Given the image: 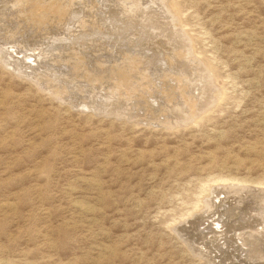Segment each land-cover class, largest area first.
<instances>
[{
  "label": "rangeland",
  "instance_id": "rangeland-1",
  "mask_svg": "<svg viewBox=\"0 0 264 264\" xmlns=\"http://www.w3.org/2000/svg\"><path fill=\"white\" fill-rule=\"evenodd\" d=\"M50 15L54 22L49 20ZM175 32L185 35L188 45L181 42L185 49L172 38ZM0 34V44H5L0 45V264H260L264 261L262 257L250 258L241 240L234 237L229 242V236L219 233L217 242L220 250L230 255L228 260L224 261L225 255L217 248L210 260L193 246V242L211 233L216 219L222 222L219 215L227 209L228 213L233 209L236 215L245 207V213L251 215V211L260 208L258 189H264V0H0ZM4 38L13 39L12 43ZM39 50L42 53L37 54ZM60 52L64 58L58 57ZM127 53L138 54L137 60L141 58L138 63L145 58L139 67L154 72L146 70L148 80L142 84L137 80L141 72L134 74L133 67L129 80L141 82L140 88L134 85L138 82L131 85L138 91L127 96L120 92L119 98H109L104 93L112 86V78L90 76L97 71L96 66H110V61L115 65H130L125 61ZM47 54L48 60L55 64L41 60L43 56L47 59ZM123 54H126L124 58ZM73 55L80 56V60L71 59ZM68 62L77 67H70ZM57 63H62L61 67ZM82 64L91 67V71ZM46 67L53 77L48 71L44 73ZM170 69L172 76L176 73L175 79L179 78L170 93L177 96L184 90L197 99L194 118L186 106L170 105L163 100L162 92H157L171 84L167 76ZM163 75L167 76L166 81ZM56 77L61 83H57ZM33 78H40L42 83ZM101 80L103 84L98 83ZM53 84L62 88L59 97L51 93L53 87L49 86ZM67 85L89 87L85 92L78 87L74 91ZM73 95L81 98L77 99L80 105ZM202 97H207L210 105L198 104ZM99 101L108 104L100 102V105ZM127 103H130L128 107ZM124 107L128 109L126 112ZM221 180L226 183L221 185ZM229 183L253 188H248L249 193L244 196L246 189L229 191ZM204 201L210 207H205ZM225 201H229L227 205ZM235 203L243 205L237 207ZM258 219L257 214L251 218L252 222ZM249 228L242 231L248 233ZM262 245L264 238L258 244L264 252Z\"/></svg>",
  "mask_w": 264,
  "mask_h": 264
},
{
  "label": "bare ground",
  "instance_id": "bare-ground-1",
  "mask_svg": "<svg viewBox=\"0 0 264 264\" xmlns=\"http://www.w3.org/2000/svg\"><path fill=\"white\" fill-rule=\"evenodd\" d=\"M24 0H22V2H23ZM35 1V0H34ZM40 1V0H39ZM44 1V0H43ZM46 1V0H45ZM130 0H128V2H129ZM134 1V0H133ZM66 2V1H65ZM122 2V1H121ZM24 3H26V2H24ZM48 3V2H47ZM40 4V3H39ZM124 4V3H123ZM20 5V4H19ZM42 5H44V3L42 4ZM41 5V6H42ZM54 5V4H53ZM68 5V4H67ZM128 5V4H127ZM22 6V5H21ZM25 6V5H24ZM23 6V7H24ZM66 6V5H65ZM137 6V5H136ZM45 7V6H44ZM62 7H63V5H62ZM134 7V6H133ZM26 8V7H25ZM70 8V7H69ZM129 8V7H128ZM135 8V7H134ZM60 9V8H59ZM68 9V8H67ZM110 9V8H109ZM130 9V8H129ZM18 11H19V9H17ZM16 10V11H17ZM21 10V9H20ZM45 11V10H44ZM67 12V11H66ZM7 13V12H6ZM24 12H22V14H23ZM25 14V13H24ZM23 14V15H24ZM33 14V13H32ZM31 14V15H32ZM88 14V13H87ZM138 14V13H137ZM53 15H54V13H53ZM64 15H66V14H64ZM68 15V14H67ZM34 16V15H33ZM60 16V15H59ZM143 16V15H142ZM32 16H30V18H31ZM43 17H44V15H43ZM50 17H51V19H49V20H51V21H53V19H52V16L50 15ZM54 17H55V15H54ZM57 17V16H56ZM45 18H46V16H45ZM66 18V17H65ZM113 18V17H112ZM54 19H56V18H54ZM140 19V18H139ZM120 20V19H119ZM148 20V19H147ZM27 21H29V20H27ZM35 21V20H34ZM56 21H57V19H56ZM124 21V20H123ZM122 21V22H123ZM54 22V21H53ZM62 22H64V21H62ZM89 22H90V20H89ZM91 22H92V20H91ZM125 22V21H124ZM135 22V21H134ZM141 22V21H140ZM151 22V21H150ZM26 23V22H25ZM24 23V24H25ZM28 23V22H27ZM32 23V22H31ZM37 23V22H36ZM40 23V22H39ZM38 23V24H39ZM49 23V22H48ZM80 23V22H79ZM115 23V22H114ZM144 23V22H143ZM24 24H23V26H24ZM34 24V23H33ZM54 24V23H53ZM69 24V23H68ZM81 24V23H80ZM79 24V25H80ZM85 24V23H84ZM83 24V25H84ZM92 24V23H91ZM94 24V23H93ZM133 24V23H132ZM142 24V23H141ZM150 24V23H149ZM22 25V24H21ZM26 25V24H25ZM57 25V24H56ZM60 25V24H59ZM97 25H98V23H97ZM136 25V24H135ZM22 26V27H23ZM31 26V25H30ZM29 26V27H30ZM44 26H46V25H44ZM51 26V25H50ZM58 26V25H57ZM61 26V25H60ZM95 26H96V23H95ZM166 26V25H165ZM35 28H36V26H34ZM34 27H32L33 29H35ZM48 27V26H47ZM78 27H80V26H78ZM84 27V26H83ZM82 27V28H83ZM24 28V27H23ZM42 28H43V26H42ZM44 28H46V27H44ZM67 28V27H66ZM82 28H80L81 30H82ZM131 28V27H130ZM156 28V27H155ZM160 28V27H159ZM26 29V28H25ZM76 29V28H75ZM79 29V30H80ZM87 29V28H86ZM135 29V28H134ZM28 30V29H27ZM26 30V31H27ZM29 30H31L30 28H29ZM28 30V31H29ZM68 30H69V28H68ZM67 30V31H68ZM170 30V29H169ZM175 30H177V29H175ZM74 31H76V30H74ZM83 31V30H82ZM167 30L165 29V32H166ZM65 32V31H64ZM70 32V31H69ZM72 33H73V31H71ZM160 33H161V31H159ZM51 33V32H50ZM49 33V34H50ZM67 33V32H66ZM71 33V34H72ZM169 33V32H168ZM171 33H172V31H171ZM24 34H25V32H24ZM40 34V33H39ZM48 34V33H47ZM48 34V35H49ZM52 34H54V33H52ZM68 34V33H67ZM70 34V35H71ZM75 34V33H74ZM1 35V34H0ZM3 35H5V32H4V34ZM2 35V39H3V36ZM12 35H14V34H12ZM12 35H11V37H12ZM51 35V34H50ZM66 35V34H65ZM76 35V34H75ZM74 35V36H75ZM10 36V35H9ZM17 36V35H16ZM15 36V37H16ZM27 36V35H26ZM161 36V35H160ZM25 37V36H24ZM68 36H66V38H67ZM117 37H119V36H117ZM5 38H6V36H5ZM4 38V39H5ZM69 38L70 39H72L70 36H69ZM172 38L176 41H178L179 43V46H181L183 43H184V41H186L184 44H187V39H186V37H185V35H182V34H180L179 32H175L174 34H172ZM172 38H170V39H172ZM9 40L11 39V38H8ZM7 39V40H8ZM13 39H14V37H13ZM13 39H11V43H12V40ZM16 39V38H15ZM14 39V40H15ZM35 39V38H34ZM45 39H46V37H45ZM55 39H57V40H59L60 38H55ZM81 39V38H80ZM122 39V38H121ZM135 39V38H134ZM147 39V38H146ZM6 39H5V42H9V41H7ZM23 40V39H22ZM22 40L20 41L21 43H22ZM25 41H26V39H24ZM73 40V39H72ZM74 41V40H73ZM72 41V42H73ZM114 41V40H113ZM125 41V40H124ZM14 42V41H13ZM18 42V41H17ZM16 42V43H17ZM20 42H19V44H20ZM45 42V44H46V41H44ZM44 42H42V43H44ZM66 42V41H65ZM75 42V41H74ZM116 42V41H115ZM160 42L162 43L163 41H161L160 40ZM181 42H183V43H181ZM6 43V45H7V48H8V44ZM10 43V42H9ZM47 43H49V42H47ZM57 43H58V41H57ZM56 43V44H57ZM110 43V42H109ZM130 43V42H129ZM164 43H166V42H164ZM170 43V42H169ZM180 43H181V45H180ZM18 44V43H17ZM44 44V45H45ZM51 44V43H50ZM77 44H79V43H77ZM117 44V43H116ZM132 44V43H131ZM183 44V45H184ZM1 46L2 45H5V44H0ZM10 45H13V44H10ZM21 45V44H20ZM23 45V44H22ZM25 45V44H24ZM41 45V44H40ZM40 45H37V46H40ZM43 45V46H44ZM48 45V44H47ZM46 45V46H47ZM52 45V44H51ZM67 45V44H66ZM72 45V44H71ZM163 45V44H162ZM183 45H182V49H185V48H183ZM188 45V44H187ZM15 46H17V45H15ZM33 46V45H32ZM57 46V45H56ZM60 46V45H59ZM63 46V45H62ZM69 46H70V43H69ZM94 47H95V45H93ZM96 46H97V42H96ZM165 46V45H164ZM174 46H176V48H180V47H178L176 44H174ZM3 47V46H2ZM18 47V46H17ZM23 47V49H24V46H22ZM25 47H27V46H25ZM64 47V46H63ZM75 47V46H74ZM73 47V48H74ZM86 47V46H85ZM111 47V46H110ZM150 47V46H149ZM187 47V46H186ZM19 48V47H18ZM36 48V47H35ZM38 48V47H37ZM39 48H43L44 49V47H39ZM54 48V47H53ZM52 48V49H53ZM58 48V47H57ZM64 48H66V47H64ZM70 48V47H69ZM76 48V47H75ZM78 48H81V49H84V48H82L81 46L80 47H78ZM102 48V47H101ZM100 47H99V49H101ZM131 48V47H130ZM148 48V47H147ZM5 50V48H2V50ZM21 50L22 52L24 51V50ZM28 49V48H27ZM56 49V48H55ZM54 49V51H56V50H58V49H56L55 50ZM59 49H61V47L59 48ZM67 49V48H66ZM71 49V48H70ZM94 49V48H93ZM98 49V48H97ZM102 49H105L104 47L102 48ZM0 50H1V48H0ZM10 50H11V48H10ZM15 50V49H14ZM16 50H18L17 48H16ZM40 50H42V49H40ZM40 50H39V53H37V54H40V53H42V52H40ZM74 50H76V49H74ZM77 50H79V49H77ZM95 50H96V48H95ZM134 50H135V48H134ZM28 51H31V47L28 49ZM50 52H52L53 53V50H49ZM99 51V50H98ZM142 51V50H141ZM150 51V50H149ZM5 51H3V53H4ZM13 52H15V51H13ZM20 52V51H19ZM26 52V51H25ZM70 52H73V49H72V51H70ZM70 52L68 53V54H70ZM77 52V51H76ZM56 53V52H55ZM58 53V52H57ZM56 53V54H57ZM61 53V52H60ZM63 53V52H62ZM60 54V56H58L59 58H61V56L63 57V55L64 54ZM67 52H65V54H66ZM78 53H79V51H78ZM83 53H85V52H83ZM100 53V52H99ZM119 53H120V51H119ZM124 53V52H123ZM126 53V52H125ZM161 53V52H160ZM0 54H1V52H0ZM21 54V53H20ZM36 54V55H37ZM43 54H44V52H43ZM71 54H73V53H71ZM128 55L125 57L124 55H126V54H123V57L122 58H124L125 57V61L127 62L128 61V63H130V65H122V64H119V65H115V63L113 64V63H111V61L109 62L110 64H112V65H110V66H104V68H102L101 67V65L98 67V66H96L98 69H97V71L96 72H94L95 74V76L93 75V74H91L92 76H90V77H92V79L93 78H96V79H98L97 78V76L99 77V76H103L105 79H107L106 78V76H108V77H110V78H112V83L110 84V85H112L110 88H109V90L108 91H106V93H104L105 95H108L107 97H109V98H111V97H114V96H120V92H122V93H124L126 96L127 95H129V94H133V93H135L134 91H138V89H136L135 87V89H133V88H131V85H133V83L134 82H138L139 80L142 82V81H147L148 80V78L146 77L147 75L145 74V72H146V70L148 71V70H150V72L152 71L151 70V68H149V69H146V70H144V69H142V68H144V67H139V64H142L143 63V59H145V58H142V63H138V60H140V59H138L137 60V57L136 56H138V54L136 55L135 53H127ZM163 55H164V53H162ZM161 54V55H162ZM166 54V53H165ZM15 55H16V53H15ZM50 55V54H49ZM74 55H75V53H74ZM74 55H73V57L71 58V56L69 57V59L71 58V59H77L78 57H76V58H74ZM78 55V54H77ZM80 55V54H79ZM134 55V56H133ZM140 55H143V54H140ZM177 55H178V53H177ZM38 56V55H37ZM121 56H122V54H121ZM167 56V55H166ZM4 56H2L1 58H3ZM44 57V56H43ZM43 57H42V59L41 58H39V59H41V60H47V61H49L50 60V63H53V62H51V59H49L48 60V54H47V59H43ZM46 57V56H45ZM64 57H65V55H64ZM63 57V58H64ZM144 57V56H143ZM168 58H169V55L167 56ZM178 57H181V56H178ZM182 57H185V56H182ZM5 58V57H4ZM35 58V57H34ZM51 58V57H50ZM53 58H54V56H53ZM53 58H52V60H53ZM56 58V57H55ZM55 58H54V60H55ZM66 58H68V56L66 57ZM79 58H80V56H79ZM78 58V59H79ZM101 58V57H100ZM111 58V57H110ZM122 58H121V61L119 62V63H121L122 62ZM171 58V57H170ZM190 58V57H189ZM7 59H9V58H7ZM38 59V60H39ZM82 59H83V57H82ZM81 59V60H82ZM97 59L99 60V58L97 57ZM120 59V58H119ZM118 59V60H119ZM148 59V58H147ZM150 59V58H149ZM159 59V58H158ZM160 59H162L163 60V58L162 57H160ZM159 59V60H160ZM165 59V58H164ZM167 59V58H166ZM175 59V58H174ZM174 59H171V60H174ZM180 59V58H179ZM182 59V58H181ZM14 60V59H13ZM34 60V59H33ZM41 60H39V62L41 61ZM58 60V59H57ZM63 60V59H62ZM68 60V59H67ZM80 60V59H79ZM97 60V61H98ZM100 60H102V59H100ZM105 59H103L102 60V62L104 61ZM108 60H110V59H108ZM116 60V59H115ZM115 60H113V61H115ZM117 60V61H118ZM151 60V59H150ZM149 60V61H150ZM152 60H155L154 58L152 59ZM158 60V61H159ZM21 61V60H20ZM60 61V60H59ZM64 61V60H63ZM62 61V63H65V62H63ZM66 61V60H65ZM68 61H70V60H68ZM84 61V60H83ZM83 61H81L82 63H83ZM106 61V60H105ZM112 61V62H113ZM124 61V63H126ZM141 61V60H140ZM148 61V60H147ZM164 61V60H163ZM162 61V62H163ZM166 61V60H165ZM168 61V60H167ZM175 61V60H174ZM46 62V61H45ZM56 62V61H55ZM74 62V61H73ZM81 62L79 61L78 63H80L81 64ZM102 62L100 61V63L102 64ZM108 62V61H107ZM170 61H168V63H169ZM178 61H176V63H177ZM188 62V61H187ZM20 63H22V62H20ZM50 63L48 64V65H50ZM60 63V62H59ZM61 63V64H62ZM69 63V62H68ZM71 63V62H70ZM69 63V64H70ZM74 63H76V61L74 62ZM74 63H73V65H69L70 67H77V65L75 66L74 65ZM89 63H90V61H89ZM92 63H94L93 61H92ZM96 63V62H95ZM94 63V64H95ZM105 63V62H104ZM117 63V62H116ZM127 63V64H128ZM150 63H152V65H153V63H154V61L153 62H150ZM156 63V62H155ZM164 63V62H163ZM174 63V62H173ZM172 63V64H173ZM182 63V62H181ZM47 64V63H46ZM53 64H55V63H53ZM53 64H52V66H53ZM58 64V63H57ZM60 64V65H61ZM66 64V63H65ZM85 64V63H84ZM84 64H82V65H84ZM145 64V63H144ZM143 64V65H144ZM162 64V63H161ZM165 64H166V62H165ZM171 64V63H170ZM178 64V63H177ZM176 64V65H177ZM183 64V63H182ZM17 65V64H16ZM20 64H18V66H19ZM23 65H26L25 63H23ZM28 65V64H27ZM26 65V66H27ZM31 65V64H30ZM30 65L28 66V67H30ZM40 65H42V63L40 64ZM39 65V67H41ZM59 64L57 65V66H60ZM88 65V64H87ZM96 65V64H95ZM107 65H109V64H107ZM142 65V66H143ZM148 66H151L152 68H153V66L152 65H150L149 63L147 64ZM180 65V64H179ZM179 65H177V67H180ZM7 66H9L8 64H7ZM21 66H22V64H21ZM45 66V65H44ZM56 66V67H57ZM68 66V65H67ZM85 66V65H84ZM90 66H92V64H90ZM94 66V65H93ZM92 66V68L94 69L95 68V66L93 67ZM141 66V65H140ZM173 66V65H172ZM185 66H187V64L185 65ZM10 67H11V64H10ZM16 67V66H15ZM61 67V66H60ZM72 67V68H73ZM81 67V66H80ZM79 67V68H80ZM86 67V66H85ZM89 66H87L86 68H88ZM133 67H135L136 69H134ZM182 67H183V65H182ZM189 67V66H188ZM188 67H186L184 70H186ZM21 68V67H20ZM23 68V67H22ZM49 68H51V66H49ZM49 68H48V70H47V67L46 68H44L45 70V72L44 73H46L47 71H48V75L49 76H51L49 73L51 72H49ZM53 68V67H52ZM71 68V69H72ZM81 68H83V67H81ZM80 68V69H81ZM139 68H141V70L139 69ZM146 68H148L147 66H146ZM198 68V67H197ZM43 69V68H42ZM62 69V68H61ZM61 69H59V70H61ZM69 69V68H68ZM88 69H90V71H91V67L90 68H88ZM92 69V70H93ZM96 69V68H95ZM132 69H134V70H136V71H134V74H135V72H137V71H139V72H141L139 75H140V78L138 79L137 78V80L136 81H134V82H130V81H132V79L130 78V80H129V77L132 75V72L133 71H131L130 72V70H132ZM139 69V70H138ZM168 69V68H167ZM174 69V68H173ZM190 69V68H189ZM200 69V68H199ZM22 70V69H21ZM29 70V69H28ZM27 70V71H28ZM32 70V69H31ZM55 70H58L57 68H55ZM83 70V69H82ZM155 70V69H154ZM161 70V69H160ZM165 72H166V70H165V68L163 69ZM171 71H170V73L168 72V70H167V72H168V74L169 75H167V76H169L170 77V80L172 81L171 82V84L170 85H164V86H162L161 88V91H157V92H162V95H163V97H164V101H166L168 104L170 103V105L171 104H176V105H184V107L186 106V108L188 109V111H190L191 112V114H193L194 116L192 117L191 116V118H194L195 117V113L197 112V109H196V102H195V100H197V99H195L194 97H192V95L193 94H189L188 95V93L187 92H185L184 90L183 91H180L178 94H177V96L175 95V94H171L170 93V91L171 90H174V84H178L177 83V79H178V81H179V78H177V77H179V76H177L176 78L177 79H175V77H174V75H177L176 73H175V70H174V73L175 74H173V76H172V69H170ZM177 70H179V69H177ZM25 71V70H24ZM53 71V70H52ZM64 71H67V70H64ZM69 71H70V69H69ZM77 70L75 69V72H76ZM80 71V70H79ZM90 71H88V72H90ZM95 71V70H94ZM188 71V70H187ZM59 72H61V71H59ZM58 71L56 72V73H58V74H60V75H62V73H59ZM63 72V71H62ZM131 74H130V73ZM152 72H154V71H152ZM155 72H157V71H155ZM158 72H159V70H158ZM157 72V73H158ZM161 72V71H160ZM163 72V71H162ZM172 72V73H171ZM24 73V72H23ZM26 73V72H25ZM24 73V74H25ZM33 73V72H32ZM37 73H38V71H37ZM42 73H43V70H42ZM70 73V72H69ZM77 73H79V72H77ZM83 73H84V71H83ZM92 73H93V71H92ZM156 73V74H157ZM177 73H178V71H177ZM203 73H205V72H203ZM18 74H20V72L18 73ZM27 74V73H26ZM25 74V75H26ZM54 74V73H53ZM64 74V73H63ZM65 74H66V72H65ZM74 74H76V73H74ZM82 74V73H81ZM87 74V73H86ZM154 74V73H153ZM162 74V73H161ZM160 74V75H161ZM163 74H167V73H163ZM181 74V73H180ZM183 74V73H182ZM207 74V73H206ZM22 75V74H21ZM34 75V74H33ZM37 75V74H36ZM47 75V74H46ZM70 75V74H69ZM71 75L72 76H74L73 75V73H71ZM70 75V76H71ZM79 75H80V73H79ZM79 75H78V77H79ZM89 75V74H88ZM149 75V74H148ZM152 75V74H151ZM159 75V74H158ZM27 76H29V75H27ZM26 76V77H27ZM35 76V75H34ZM39 76V75H38ZM41 76H42V74H41ZM56 76V75H55ZM54 76V77H55ZM57 76H59V75H57ZM69 76V77H70ZM71 76V77H72ZM136 76H137V74H136ZM162 76V75H161ZM166 75L164 76L163 75V78H164V80H165V78L167 77ZM182 77V79H183V76H184V74L183 75H181ZM51 77H53V76H51ZM50 77V78H51ZM64 77H65V75H64ZM68 77V76H67ZM83 78V76L81 75L80 76V78ZM102 77V78H103ZM155 77V74H154V76L152 77L151 76V78L153 79ZM203 77H204V75H203ZM29 78V77H28ZM37 78V77H36ZM41 78V77H40ZM40 78H38L37 80H38V82L40 81ZM43 78V77H42ZM57 78V77H56ZM59 78H61V77H59ZM66 78V77H65ZM81 78V79H82ZM89 78V77H88ZM133 78V77H132ZM146 78H147V80H146ZM158 78V77H157ZM34 79V78H33ZM55 79V78H54ZM53 79V80H54ZM58 79V78H57ZM75 79V78H74ZM81 79H79V80H81ZM90 79V78H89ZM88 79V80H89ZM100 79V78H99ZM151 79V80H152ZM161 79H162V77H161ZM169 79V78H168ZM35 80V79H34ZM37 80H35V81H37ZM45 80H46V78H45ZM44 80V81H45ZM52 80V81H53ZM56 80V79H55ZM66 80H67V78H66ZM108 80V79H107ZM155 80H157V79H155ZM167 80V79H166ZM165 80V81H166ZM175 80V81H174ZM51 81V80H50ZM59 79H58V82L57 83H59ZM63 81H65V80H63ZM62 81V82H63ZM76 81H78V79H76ZM75 81V82H76ZM82 81H84V80H82ZM82 81H80V84H81V82ZM103 81H105L104 79H103ZM158 81V80H157ZM159 81H160V79H159ZM165 81H163V82H165ZM202 81V80H201ZM203 81H205V80H203ZM41 82V81H40ZM55 82V81H54ZM66 82V81H65ZM68 82V81H67ZM72 82H73V80H72ZM79 82V81H78ZM88 82H90L91 83V81L89 80ZM96 82L97 81H95V84H96ZM110 82V81H109ZM141 82H138L137 83V85L134 83V85L135 86H138L139 88H140V84L139 83H141ZM152 82V81H151ZM154 82V81H153ZM161 82V81H160ZM181 82V81H180ZM42 83V82H41ZM60 83H61V81H60ZM64 83V82H63ZM62 83V84H63ZM74 83V82H73ZM72 83V84H73ZM93 83H94V81H93ZM98 83H101V84H103V82H102V80H101V82L99 81ZM96 84V85H99V84ZM108 83V82H107ZM106 83V84H107ZM150 83V82H149ZM168 82H166V84H167ZM49 84H51V83H49ZM48 84V85H49ZM55 84V83H54ZM54 84H53V86L51 85V86H49V87H53V89H51V93L56 97V96H58L59 97V95L60 94H62V88H60V86H55L54 87ZM61 84V85H62ZM65 84H67V83H65ZM79 84V83H78ZM84 84V83H83ZM86 84H87V82H86ZM89 84V83H88ZM139 84V85H138ZM142 84H143V82H142ZM147 84H148V82H147ZM198 84V83H197ZM55 85H57V84H55ZM64 85V84H63ZM63 85H62V87H63ZM70 85V84H69ZM69 85H67V88H68V86ZM108 85V84H107ZM107 85H105V86H107ZM133 85V86H134ZM146 85V84H145ZM145 85L143 86V85H141V86H143V87H145ZM163 85V84H162ZM192 85V84H191ZM82 86H84V85H82ZM82 86H80V87H82ZM87 86V88L89 87V85H86ZM92 86L93 85H91V88H92ZM101 86V85H100ZM158 86H159V82H158ZM161 86V85H160ZM204 86H206V85H204ZM72 88L73 86L71 85V86H69V88ZM78 87V90L80 89L79 88V86H77L76 85V87H74V88H77ZM148 87V86H147ZM179 87H180V85H177V89L179 90ZM191 87V86H190ZM209 87V86H208ZM74 88H72V90L74 89ZM86 88V87H85ZM85 88L83 89V87H82V89L85 91ZM87 88H86V91H88L87 90ZM90 88V90L89 91H91L92 89ZM95 88V87H94ZM97 88V87H96ZM104 88V87H103ZM142 88V87H141ZM156 88V87H155ZM82 89H80V90H82ZM98 89V88H97ZM120 89L122 90V91H120ZM157 89V88H156ZM209 89V88H208ZM212 89H213V87H212ZM215 89V88H214ZM63 90H66L65 88L63 89ZM72 90H71V92H72ZM79 90V91H80ZM145 90V89H144ZM146 90H147V88H146ZM155 90V89H154ZM204 90H206L207 91V89H204ZM68 91V90H67ZM67 91H63V93H67ZM74 91H75V89H74ZM83 91V92H84ZM85 91V92H86ZM97 91V90H96ZM95 91V92H96ZM99 91V90H98ZM97 91V92H98ZM152 91H153V89H152ZM213 91V90H212ZM70 92V91H69ZM78 92V91H77ZM76 92V93H77ZM82 92V94H84ZM94 92V91H93ZM148 92V91H147ZM156 92V91H155ZM210 92V91H209ZM215 91H213V93H214ZM88 93V92H87ZM100 94H101V91L99 92ZM138 93V92H137ZM153 94H154V92H152ZM210 93H212V92H210ZM217 93V92H216ZM216 93H214V94H216ZM72 94V93H71ZM89 94H91V92L89 93ZM95 94V93H94ZM146 94V93H145ZM149 94V93H148ZM79 95V94H78ZM81 95V94H80ZM92 95H93V93H92ZM103 95V94H102ZM104 95V96H105ZM124 95V96H125ZM137 95H139V94H137ZM152 95V94H151ZM150 94H149V96L150 97H152V96H154V95H152L151 96ZM65 96V95H64ZM64 96H62V97H64ZM69 97H70V95H68ZM74 97L76 96V95H73ZM72 96V97H73ZM82 96V95H81ZM84 96V95H83ZM82 96V97H83ZM86 96V95H85ZM95 96V95H94ZM123 96V95H122ZM121 96V97H122ZM146 96H147V94H146ZM195 96V95H194ZM219 96V95H218ZM67 97V96H66ZM77 97V96H76ZM75 97V98H76ZM90 97V96H89ZM89 97H85L86 99L87 98H89ZM93 97V96H92ZM96 97H98V95L97 96H95V98ZM131 97V96H130ZM129 97V98H130ZM139 97V96H138ZM155 97V96H154ZM209 97H210V95H209ZM208 97V98H209ZM216 97V96H215ZM214 97V98H215ZM60 98H61V96H60ZM94 98V97H93ZM98 98H100V96L98 97ZM104 98H106V97H104ZM116 98V97H115ZM119 98V97H118ZM134 98V97H133ZM157 98H159L158 96H157ZM169 98H171V99H169ZM199 98H201V97H199ZM203 98V97H202ZM213 98V99H214ZM67 99V98H66ZM77 99H79L78 97L76 98V100ZM90 99V98H89ZM101 99H103V98H101ZM132 99V97L130 98V100ZM138 100H139V98H137ZM142 99V98H141ZM144 99V98H143ZM209 99H212V98H209ZM63 100H64V98H63ZM68 100V99H67ZM71 100V99H70ZM75 100V101H76ZM79 100H81V98L79 99ZM85 100V99H84ZM84 100H83V102H84ZM88 100V99H87ZM86 100V101H87ZM97 100V99H96ZM113 100H115V99H112V101ZM119 100V99H118ZM117 99L115 100V101H118ZM125 100V99H124ZM123 99H122V103H123V101H124ZM128 100V99H127ZM129 100V101H130ZM146 100V99H145ZM150 100H151V98H150ZM154 100V99H153ZM157 100V99H156ZM160 100H161V98H160ZM215 100V99H214ZM213 100V101H214ZM72 101H74V100H72ZM71 101V102H72ZM74 101V102H75ZM93 101V100H92ZM107 101H109V99L108 100H106V102ZM142 101V100H141ZM155 101V100H154ZM158 101V100H157ZM164 101H163V103H164ZM208 99H207V97L206 98H203V99H200V101L198 100L197 101V103L198 104H200L201 106H203L204 104H208ZM210 101V100H209ZM77 102V105H80V104H78L79 102H78V100L76 101ZM96 102H98V101H96ZM100 102L101 101H99V104H100ZM133 102H134V100H133ZM161 102V101H160ZM200 102H202V103H200ZM212 102V101H211ZM70 103V102H69ZM88 103V102H87ZM104 104V101H102L101 102V104ZM126 103V102H125ZM132 103V102H131ZM136 103V102H135ZM140 103V102H139ZM138 103V104H139ZM149 103V102H148ZM154 103V102H153ZM157 103V102H156ZM162 103V104H163ZM83 104H85L86 105V103H82V105ZM89 104V103H88ZM95 103H93V105H94ZM98 104V105H99ZM100 104V105H101ZM106 104H108V103H106ZM106 104H104L105 106H106ZM113 103H111V105H112ZM117 104H120L119 102L117 103ZM124 104V103H123ZM130 104V103H129ZM128 103H127V107H128V105H129ZM133 104V103H132ZM141 104V103H140ZM145 104V103H144ZM159 104V103H158ZM212 104H213V102H212ZM90 105V104H89ZM98 105H96V107H99ZM137 105V104H136ZM161 105V104H160ZM164 105L166 106V104H163V107H164ZM169 105V106H170ZM208 105H210V103L208 104ZM105 106H103V108L105 107ZM108 106V105H107ZM135 105L133 104L132 105V108L134 107ZM139 107H140V105H138ZM137 106V107H138ZM152 106V105H151ZM181 106H180V108H181ZM207 106V105H206ZM72 107H74V106H72ZM89 107V106H88ZM90 107H91V105H90ZM125 107H126V105H125ZM125 107H124V109H125ZM130 107V106H129ZM142 107V106H141ZM162 107V108H163ZM205 107V106H204ZM207 107H209V106H207ZM211 107V106H210ZM100 108V107H99ZM102 108V107H101ZM102 108V109H103ZM106 108V107H105ZM104 108V109H105ZM109 108V107H108ZM118 108H121V107H119L118 106ZM123 108V107H122ZM122 108L120 109V110H122ZM143 108H144V106H143ZM149 108V107H148ZM153 108H154V106H153ZM152 108V109H153ZM157 108L159 109V107L157 106ZM162 108H160V109H162ZM169 108V107H168ZM200 108V107H199ZM202 108V107H201ZM200 108V109H201ZM101 109V110H102ZM116 109V106H115V108H114V110ZM127 109V108H126ZM125 109V112L128 110H126ZM134 109V108H133ZM182 109H184L183 107H182ZM186 109V110H187ZM106 110H107V108H106ZM105 110V111H106ZM109 110V109H108ZM111 110V109H110ZM113 110V109H112ZM117 110V109H116ZM120 110H118L119 112H120ZM168 110V109H167ZM177 110H178V108H177ZM104 111V112H105ZM156 111H157V109H156ZM161 111V110H160ZM179 112H180V110H178ZM196 111V112H195ZM201 111V110H200ZM200 111H198L199 113H200ZM116 113H117V111H115ZM124 112V111H123ZM129 112V111H128ZM162 112H163V110H162ZM161 112V113H162ZM165 112V111H164ZM111 113H113V112H111ZM170 113H171V111H170ZM169 113V114H170ZM173 113V112H172ZM167 114V113H166ZM190 114V113H189ZM190 114V115H191ZM175 116V115H174ZM171 117V116H170ZM172 118H173V116H172ZM190 118V119H191ZM165 119H167V118H165ZM171 119V118H170ZM177 120V119H176ZM188 121H189V119H188ZM192 121V120H191ZM187 122V121H186ZM185 122V123H186ZM160 123V122H159ZM162 123V122H161ZM164 123V122H163ZM166 123H170V122H165V124ZM222 181V184L221 185H223V183L225 182L224 180H221ZM221 181H218V182H221ZM217 183V182H216ZM226 183V182H225ZM218 184V186H219V183H217ZM227 185V184H226ZM225 185V186H226ZM213 186H215V185H213ZM224 186H222V188H223ZM228 188L227 189H229V191H234V192H239L240 190L242 191V189H243V191H244V189H251V188H253V187H251V186H247V185H245V184H236V183H229V186H227ZM212 188V187H211ZM215 188V190L216 191H221L220 189L219 190H217L216 189V187H214ZM219 188H221V187H219ZM240 188V189H239ZM256 189V188H255ZM255 189H252V190H255ZM214 190V189H213ZM239 190V191H238ZM248 191V190H247ZM255 191H257V189L255 190ZM258 191L259 192H261V194L260 193H258V194H260V197H258V198H260L259 200H257L258 201V204H259V207L261 208H259L258 209V207H257V209H255V211H251V213H253V214H248V212L247 213H245V211H246V209H245V207H244V209L242 208V210H240L239 211V214H234L235 212H233V209H231V207H229L230 209H231V211L233 212V213H231V211H230V213H228V211H229V209H227L225 212H222V213H220V218H221V221L222 222H220L219 220H217L216 219V227H211V228H213V229H211V233H207L206 235H204V236H202V237H200L199 239H198V241H196V242H193V246H195V249H197L198 251H199V253L200 254H202L204 257H206V258H208V259H210L211 260V258L210 257H212L213 258V256H214V254H216L215 253V250H216V248L217 249H219V251H221L224 255H225V258H224V261L225 260H228L229 258H230V255L227 253V252H223L222 250H220V247H219V245H218V242H217V238H218V233L219 234H222V235H224L225 237H227V236H229L228 237V241H229V239H231V238H234V237H236L237 238V240H241V242H242V245H243V248H245V250H247L246 251V253L248 254V256H250V258H252V257H257V258H259V257H262V258H264V252H262L260 249H259V246H258V244H259V242H261L262 240H263V238H264V189H258ZM214 192V191H213ZM213 192H210L211 194L213 193ZM251 192V191H250ZM253 192V191H252ZM218 193V192H217ZM242 193V192H241ZM244 194V196L245 195H248L247 193H249V191L248 192H243ZM246 193V194H245ZM257 193V192H256ZM253 194V193H252ZM233 195V194H232ZM231 195V197L229 196V198H232L233 196ZM242 194L241 195H239L240 197L241 196H243ZM250 195V194H249ZM213 196H214V194H213ZM253 196H254V194H253ZM259 196V195H258ZM234 197H237V196H234ZM246 199L248 198V197H245ZM253 198V197H252ZM226 199H228V198H226ZM245 199V200H246ZM251 199V198H250ZM221 200H222V198H221ZM225 200V199H224ZM234 201L235 199H231V201ZM247 200H249V199H247ZM206 201V200H205ZM205 201H204V203H205ZM209 201V200H208ZM243 201V200H242ZM223 203L222 204H224V201H222ZM226 202V201H225ZM227 202H229V201H227ZM227 202H226V205H227ZM248 202V201H247ZM251 201L249 200V203H250ZM255 202V201H254ZM231 203V202H230ZM237 203H238V200H237ZM253 203V202H252ZM257 203V202H256ZM217 204V203H216ZM242 204V203H241ZM245 204V203H244ZM212 205V204H211ZM219 205L221 206V204L219 203ZM225 205V204H224ZM228 205H232V204H228ZM235 205H236V203H235ZM238 205V206H237ZM236 206L237 207H239L240 205L239 204H237ZM243 205V204H242ZM242 205L240 206V207H242ZM233 206V205H232ZM205 207H210V205H209V203H205ZM234 207V206H233ZM232 207V208H233ZM212 208H214V206L212 207ZM256 208V207H255ZM223 210H224V206H223V208H222ZM226 209V208H225ZM237 209H241V208H237ZM234 211H236V208L234 209ZM237 213H238V211H237ZM254 214L256 215H258L259 216V218L260 219H258L256 222H252V220H251V218L253 219L254 218ZM219 216H217V217H219ZM197 217V216H196ZM256 217V216H255ZM258 217H256L255 219H257ZM224 222V223H223ZM255 223V224H254ZM214 224V223H213ZM251 224H253V225H251ZM200 225V224H199ZM206 227V226H205ZM246 227H250L249 229H250V231L247 233H245L244 231H242L244 228H246ZM239 230V232H237ZM231 231H234V235H230V232ZM179 233H182V232H179ZM261 240V241H260ZM194 241V240H193ZM234 241H236V240H234ZM230 242V241H229ZM249 244V245H248ZM212 245V246H211ZM226 245H227V241H226ZM236 246V245H235ZM239 246V245H238ZM263 246V248H264V245H262ZM227 247H228V245H227ZM235 248H237V247H235ZM229 250V249H228ZM236 250V249H235ZM234 249L232 250V251H235ZM239 251V250H238ZM235 254V253H234ZM217 256V255H216ZM219 256V255H218ZM220 257V256H219ZM241 257V256H240ZM261 259V258H260ZM259 261V260H258ZM260 262V261H259ZM260 264H264V261H261L260 262Z\"/></svg>",
  "mask_w": 264,
  "mask_h": 264
}]
</instances>
